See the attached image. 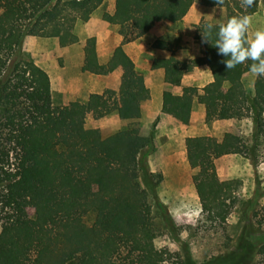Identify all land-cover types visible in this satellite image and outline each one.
Masks as SVG:
<instances>
[{
    "label": "trees",
    "instance_id": "obj_1",
    "mask_svg": "<svg viewBox=\"0 0 264 264\" xmlns=\"http://www.w3.org/2000/svg\"><path fill=\"white\" fill-rule=\"evenodd\" d=\"M95 0H0L1 9H12L8 22L0 21V264H53L56 255L72 256V264H191L183 256H167L149 246L159 229L148 213L134 211L139 192L133 181L145 165L152 134L147 137L128 129L110 137H101L99 128H89L79 104L53 108L50 73L21 54L25 36H59L65 20L86 3ZM196 0H115L111 23L132 19L133 36L147 33L158 18L177 21L185 17ZM233 15H252L259 10L260 0L251 8L241 7V0H228ZM219 25L220 23H213ZM198 26L195 36L202 38ZM211 37L215 43L216 32ZM17 47L9 54L6 44ZM212 43H204L205 59L214 80L203 87L186 86L182 94L164 91L163 111L188 122L196 102L206 106V120L248 116L255 133L249 142L224 141L211 135L189 136L188 157L193 167L208 163L229 153H240L254 163L259 155L260 137L264 141V76L257 77L255 92L245 86L243 76L250 71L251 61L227 70ZM93 70L98 71L96 44L87 51ZM202 58L189 61L175 55L156 57L153 67L165 68V80L179 85L183 75L201 64ZM121 66L127 74V92L118 96L109 88L97 95L95 117L115 109L135 110L151 97L144 73L119 45L109 61L113 70ZM222 80L230 82L227 91L219 88ZM51 119L49 127L36 124L40 118ZM258 135V136H256ZM17 152L23 163L31 153L41 160L27 167L25 178L14 177L10 170L11 154ZM101 180L100 191L92 189L93 179ZM203 208L213 218L227 219L237 196L215 171L194 175ZM230 199L231 202L227 201ZM55 205L57 220L49 223L48 204ZM29 206L40 210L39 226L26 231L24 239L13 232V217L26 214ZM260 224H264V205ZM95 213L92 222L87 219ZM51 232L60 235L55 242ZM237 258L217 257L204 264H228ZM228 259V260H227ZM255 264H264V243Z\"/></svg>",
    "mask_w": 264,
    "mask_h": 264
},
{
    "label": "rangeland",
    "instance_id": "obj_2",
    "mask_svg": "<svg viewBox=\"0 0 264 264\" xmlns=\"http://www.w3.org/2000/svg\"><path fill=\"white\" fill-rule=\"evenodd\" d=\"M115 0H95L90 2L96 5V9L101 11L110 10V2ZM264 10V0H260L259 12ZM12 9L0 10V21L8 22L12 15ZM207 15H212V23H224L233 15V7L230 1L224 0L223 5H218L216 0H196L187 15L177 21L167 18L158 17L153 21L152 26L158 25V32L164 31L176 42L182 45L189 38L195 37L198 26L205 25L208 22ZM252 27L250 31H254L259 27H263L264 18L251 15ZM68 22V20H67ZM105 23V22H104ZM106 25V23L104 24ZM103 22L100 21L98 28H104ZM75 28V39L73 43L78 49V53L74 56L59 55L57 44L54 38H44L33 33H28L21 47L23 57L33 60L39 65L41 62L49 63L51 78L54 81L56 91L55 97H58L62 85H67L71 91H77L78 87H82L96 73L93 70L91 60L87 57L88 62L84 60L83 51H88L93 42L96 44V37H93L86 24L78 22ZM86 26V27H84ZM75 27V25H74ZM73 29V28H72ZM71 29V30H72ZM154 33V32H153ZM155 38L153 34L152 39ZM69 43V39H66ZM178 43V42H177ZM177 44V47H183ZM69 47V46H67ZM158 48H163L161 42ZM17 47L11 43L6 44V50L9 54L16 51ZM194 50L197 54L204 49L201 42L195 41ZM98 55V54H97ZM61 67H53L54 63L66 61ZM74 59V60H73ZM149 57H144L142 66L144 67ZM100 64V63H99ZM43 67V66H42ZM98 72H100L98 68ZM97 72V73H98ZM146 76L147 82L151 83V78L146 72H142ZM51 79V80H52ZM247 88L253 91L250 86L249 76L244 78ZM252 88V89H251ZM81 101H76L84 111V116L92 103L96 100L95 95H81ZM59 109H54L57 113ZM36 124L49 127L51 119L47 116L40 118ZM219 139L224 141H244L251 140L254 137V127L252 119L248 117H240L231 122H224L218 129ZM258 136V135H256ZM259 144V155L261 157L258 163H254L249 157L232 153L224 155L210 163L211 168L217 171L220 178L227 180L228 187L233 195L237 196L236 203L232 207L227 219L213 218L211 213L203 208L202 211H180L181 216L177 217L174 211H149L148 213L153 220L154 225L159 229L157 236L149 240V246L153 250H159L167 256H183L189 258L191 264H204L206 261L217 257L234 259L236 261H226L228 264H255L259 257L260 246L264 243V224H260L261 211L264 205V141ZM42 156L37 153H31L27 163L21 161V157L17 152L11 154L10 170L14 177L25 178L27 176V167L29 164L37 163ZM101 183L94 180L92 189L100 191ZM2 185L0 182V192ZM227 201L231 202L230 199ZM47 213L49 223L54 225L57 220L55 205L48 204ZM40 210L35 206H29L26 214H18L13 217V232L19 239H24L26 231L30 228H37L40 220ZM95 213L90 212L87 219L92 222ZM2 230V222L0 220V233ZM55 242L60 241V235L57 232H51ZM228 260V259H227ZM72 256L56 255L53 264H72Z\"/></svg>",
    "mask_w": 264,
    "mask_h": 264
},
{
    "label": "crops",
    "instance_id": "obj_3",
    "mask_svg": "<svg viewBox=\"0 0 264 264\" xmlns=\"http://www.w3.org/2000/svg\"><path fill=\"white\" fill-rule=\"evenodd\" d=\"M115 4V1H111L110 10L99 12L95 4L86 3L78 12L65 20L64 29L59 36L44 37L56 40L55 44L60 47L55 49L60 56L63 54L74 56L78 53V49L73 43L76 33L75 28H78L76 25L78 22L86 24L88 29L85 34L91 31L92 35L94 34L93 37H96V49L100 63V72L93 73L95 77L93 75L84 86L78 87L77 91L73 92L67 85H62L57 98L54 94L56 87L52 77L53 108L60 109L64 105L76 104V101L82 100L81 95H85L88 91L90 96L95 95L96 100L93 101L91 108L87 110L84 122L89 128H99L101 137L113 136L123 129H128L131 133L141 137H147L152 134L153 140L148 147L149 152L146 156L145 165L139 176L133 181L135 189L139 192L133 203L134 211L140 213L174 211L177 217L181 216L180 211H202L203 205L194 175L214 171L210 163L224 155L208 163L193 167L188 157L187 138L189 136L202 135L219 137L218 129L220 126L224 122H231L236 118L207 121L206 106L201 102L195 103L188 122L164 112L163 96L166 89L182 94L186 86L203 87L214 80L213 71L205 59L204 42H202L201 38L193 36L189 38V42L185 41L181 45L179 43L180 38L177 43L166 35L164 31L158 32V25L152 26L144 35L134 37L132 19H127L121 23H111L109 21V15L114 12ZM257 12L253 14V17L260 16L264 18V10L260 13ZM100 21L103 22V25L106 23L102 30L97 27ZM153 34H155L154 39H152ZM66 39H69V43ZM195 41L201 42V46L204 49L199 54L194 50ZM160 42L163 48H158ZM177 44L183 47H177ZM119 45H122L134 60L136 68L140 72H146L151 78V97L144 100L139 109H115L97 118L94 116V109L97 105L98 94H103L109 88L115 89L118 96H123L127 92V74L124 69L121 66L113 70L109 67V61ZM86 54L87 51H83L84 60L88 62ZM170 55H175L185 61L201 57L202 62L186 72L179 85H172L165 80V68L153 67L152 65L154 58ZM144 57H149V60L143 67L142 61ZM39 62L47 70L50 69L49 66L51 65L49 63L43 64V62ZM69 62L70 59H66V61L54 63L52 66L61 67L63 64L74 63V61L72 63ZM246 76H249L250 86L255 92L257 77L248 71L244 74L243 81ZM229 86L230 82L227 80H222L219 83V88L222 91H227ZM94 180H98L101 183L98 178H94Z\"/></svg>",
    "mask_w": 264,
    "mask_h": 264
},
{
    "label": "clouds",
    "instance_id": "obj_4",
    "mask_svg": "<svg viewBox=\"0 0 264 264\" xmlns=\"http://www.w3.org/2000/svg\"><path fill=\"white\" fill-rule=\"evenodd\" d=\"M218 5H223L224 0H216ZM256 0H241V7L251 8ZM208 22L201 30L202 42L212 43L213 30L216 32V40L212 45L218 49V55L227 57L221 61L227 70L237 65L251 61L250 73L256 77L264 76V27L250 31L252 16L243 14L232 16L226 22L215 25L211 22L212 15H207Z\"/></svg>",
    "mask_w": 264,
    "mask_h": 264
}]
</instances>
